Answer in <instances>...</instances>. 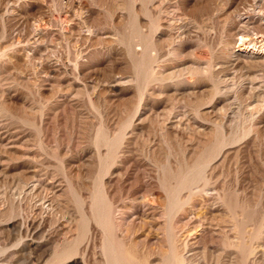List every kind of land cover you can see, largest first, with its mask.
Returning a JSON list of instances; mask_svg holds the SVG:
<instances>
[{
    "label": "rangeland",
    "instance_id": "1",
    "mask_svg": "<svg viewBox=\"0 0 264 264\" xmlns=\"http://www.w3.org/2000/svg\"><path fill=\"white\" fill-rule=\"evenodd\" d=\"M263 3L0 0V264H264Z\"/></svg>",
    "mask_w": 264,
    "mask_h": 264
},
{
    "label": "bare ground",
    "instance_id": "2",
    "mask_svg": "<svg viewBox=\"0 0 264 264\" xmlns=\"http://www.w3.org/2000/svg\"><path fill=\"white\" fill-rule=\"evenodd\" d=\"M262 1V0H261ZM259 4V3H258ZM264 4V3H263ZM256 5V4H255ZM257 6V5H256ZM260 8H258V9H261L262 7L261 6H259ZM254 9H255V7H254ZM249 11V10H248ZM251 11V10H250ZM249 11V12H250ZM259 11V10H258ZM257 11V12H258ZM252 12H253V10H252ZM260 12H261V10H260ZM244 13H246V12H244ZM251 13V12H250ZM263 13V12H262ZM252 14V13H251ZM251 14L250 15H248V16H244L243 14V16H241V14H240V16L241 17H239V19L238 20H236V21H239V24H241V26L243 27V26H248V25H251V24H254L255 23V19L256 18H254L253 16H251ZM254 14V13H253ZM255 14H257V13H255ZM259 14H261V13H259ZM258 15V14H257ZM259 16V15H258ZM237 19V18H236ZM259 19V18H258ZM260 19H261V21H263V22H261V23H263L264 24V17H260ZM258 23V22H257ZM261 25V24H260ZM259 25V26H260ZM239 26V25H238ZM241 26H239V28L241 27ZM249 28H250V26H248ZM253 27H254V25H253ZM256 27H257V24H256ZM255 27V28H256ZM254 28V29H255ZM241 29V28H240ZM239 29V30H240ZM252 29V28H251ZM242 30V29H241ZM247 30H248V28H247ZM237 31H238V28H237ZM246 31V30H245ZM245 31L244 32H242V33H240L239 31V33H240V35H239V33H238V35H239V38H240V41H241V47L239 48V50L241 51V52H244V53H247V54H251V55H256V56H259V57H264V50H263V47H262V45H260V44H258L260 41H262V42H264L263 41V39H264V33H263V35L261 34V36H260V40H257L256 38H253V37H251L250 36V34L249 33H245ZM264 31V30H263ZM237 38H238V36H237ZM262 47V48H261ZM36 179V178H35ZM36 183V182H35ZM203 184V183H202ZM30 186V185H29ZM35 186H37V185H34V184H32L31 186H30V188L31 189H33L34 190V188H36ZM192 188V187H191ZM29 189V188H28ZM30 190V189H29ZM211 190V189H210ZM213 193V192H212ZM215 193V192H214ZM217 194V193H216ZM214 196V195H213ZM39 204V203H38ZM251 236V235H250ZM235 242H237V241H235ZM239 242V241H238ZM241 245V244H240ZM241 246H243V245H241ZM240 246V247H241ZM241 249V248H240ZM243 253H244V256H245V258H247L248 259V257H249V254H250V248H249V246L248 245H245L244 247H243ZM168 257V256H167ZM179 262H181L180 264H183L182 263V261H179ZM175 263H177V262H175ZM175 263H173V264H175Z\"/></svg>",
    "mask_w": 264,
    "mask_h": 264
}]
</instances>
